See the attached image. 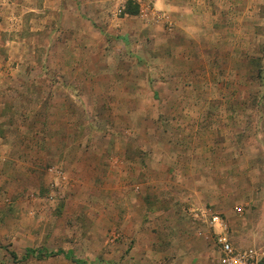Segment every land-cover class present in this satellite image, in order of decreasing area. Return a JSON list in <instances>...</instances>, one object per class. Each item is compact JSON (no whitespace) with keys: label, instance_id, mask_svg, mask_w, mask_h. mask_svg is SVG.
I'll list each match as a JSON object with an SVG mask.
<instances>
[{"label":"rangeland","instance_id":"rangeland-1","mask_svg":"<svg viewBox=\"0 0 264 264\" xmlns=\"http://www.w3.org/2000/svg\"><path fill=\"white\" fill-rule=\"evenodd\" d=\"M39 1L0 0V264L264 244V0Z\"/></svg>","mask_w":264,"mask_h":264},{"label":"built area","instance_id":"built-area-1","mask_svg":"<svg viewBox=\"0 0 264 264\" xmlns=\"http://www.w3.org/2000/svg\"><path fill=\"white\" fill-rule=\"evenodd\" d=\"M134 1V0H133ZM141 0H135L139 3ZM212 231V264H264V244L236 247L228 233V227L219 215L209 219Z\"/></svg>","mask_w":264,"mask_h":264},{"label":"crops","instance_id":"crops-1","mask_svg":"<svg viewBox=\"0 0 264 264\" xmlns=\"http://www.w3.org/2000/svg\"><path fill=\"white\" fill-rule=\"evenodd\" d=\"M37 1H39V0H37ZM40 2V1H39ZM36 10H37V8H36ZM117 145V144H116ZM151 161H152V159H151ZM110 162V161H109Z\"/></svg>","mask_w":264,"mask_h":264}]
</instances>
